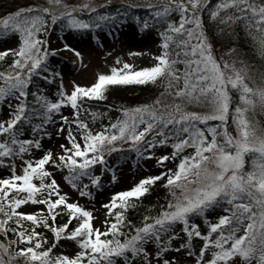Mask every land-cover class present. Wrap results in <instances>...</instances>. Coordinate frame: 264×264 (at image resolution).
Instances as JSON below:
<instances>
[{
    "label": "snow or ice",
    "instance_id": "obj_1",
    "mask_svg": "<svg viewBox=\"0 0 264 264\" xmlns=\"http://www.w3.org/2000/svg\"><path fill=\"white\" fill-rule=\"evenodd\" d=\"M49 4L51 7L23 8L0 18V33L19 37L18 48L0 52V60L9 54L14 57L9 70L0 71V104L6 102L9 108L8 119L0 118V168L9 171L7 177L0 176V236L7 240L0 241V264H14L18 259L22 264H118V260L123 264H137L138 260L140 264H152L146 246L153 243L157 246V264H172L161 258L171 250L168 244L176 236L166 234L176 224L183 225L188 238L176 251L187 248L188 255L195 256V264H234L237 257L241 264H264V129L247 115L251 112L254 116L257 108L264 112V76L260 84L250 86L247 66L237 68L235 62L227 61L221 64L216 58L201 16L209 8V0H157L150 4L156 22L166 24L159 33L162 51L154 57L155 63L140 70L123 63L113 67L110 74L98 75L89 87L74 85L70 94L61 91L55 102L28 91L33 77L46 72L48 57L55 55L49 52L47 41L40 38L48 31L46 17H51L52 24L66 19L67 27L73 30L92 25L77 19L78 10L69 9L62 0H49ZM61 7L64 10L57 15L56 9ZM82 7L96 11L89 4ZM173 13L179 19L168 23ZM209 15L220 24L243 22L259 54L264 56V0H219ZM109 19L114 18L98 16L95 26ZM143 27H149L147 21ZM158 82L164 88L160 98L151 105L124 110L121 118L100 132L93 134L89 125L80 120L81 110L86 111L83 101L104 100L110 86ZM233 90L238 93L239 104L230 112ZM29 95L33 97L31 103ZM165 97L168 103L163 102ZM190 104L207 111H187L185 106ZM63 107L75 111L71 121L68 116H60L59 131H65L63 125L74 124L78 132L74 134L68 127L67 144L60 145L63 154L54 157L47 151L34 158V150L42 146L40 133L48 135L46 126L55 122L54 116ZM229 118L235 125V136L228 131ZM210 121L219 123L200 127ZM141 125L144 127L139 130ZM26 130L33 134L31 139L25 136ZM169 140L175 141L171 144L173 151L157 158V164L164 166L178 159L176 168H167L159 175L141 179L129 190L113 194L110 202L102 206L109 216H114V222H105L104 231L93 226L92 212L69 202L66 193L61 194L53 172L46 168L51 165L58 171L67 169L64 180L86 197L91 195L87 191L89 184L82 181L87 178L92 186L99 187L101 177L94 176L91 169L105 164V153L116 151L117 141L131 142L137 152L142 156L148 153L147 159H152L151 150L167 145ZM187 149L193 151L185 154ZM246 156L251 157L250 171L244 169ZM17 160L21 174L16 171ZM165 179L164 187L172 197L167 209L151 223L145 217L146 222L135 228L134 234L125 233V212L135 207L130 202L139 200L152 185ZM222 203L228 205L224 209L228 214L215 223L206 219L207 234H202L198 225L190 224L191 216H203ZM27 204L45 208L39 213L20 211ZM62 210L67 212L68 220L57 226ZM74 220L77 225L70 229ZM25 222H30L31 227H25ZM38 228L51 231L56 243L45 247L47 240ZM10 235L16 239H9ZM193 237L204 242L198 253L191 250ZM61 239L74 241L79 250L72 255L55 254ZM209 252L210 258L206 259Z\"/></svg>",
    "mask_w": 264,
    "mask_h": 264
},
{
    "label": "rangeland",
    "instance_id": "obj_2",
    "mask_svg": "<svg viewBox=\"0 0 264 264\" xmlns=\"http://www.w3.org/2000/svg\"><path fill=\"white\" fill-rule=\"evenodd\" d=\"M44 1V0H41ZM103 0H62V4L73 2L75 8H83L85 4H89L93 7L96 3ZM146 1L148 3L157 2V0H139ZM38 3V0H15L14 4L18 7H28L29 5ZM211 4H216L219 0H209ZM70 5V4H69ZM68 6V4L66 5ZM20 7V8H21ZM19 8V9H20ZM71 9V8H69ZM59 10H64L62 7ZM131 16L116 24H106V26L96 27L93 21L90 23L92 27L83 30H73L67 27L53 39L45 38L47 41V48L49 52H54L55 55H50L47 60V85L43 88L44 91H49L50 87L54 88V94L48 98L55 102L60 97V92L63 91L70 94L74 89V85L82 87H89L97 81V77L100 74H110L113 67L119 68L123 63H129L134 66V70H140L145 67H150L155 63L154 57L161 54L162 49L160 48L159 35L153 31L150 27L145 29L138 25V22ZM96 21V20H95ZM103 24V23H102ZM19 46L18 34H4L0 33V52H4L8 49H16ZM79 53V56L77 55ZM222 60L221 56H219ZM119 60L120 64L116 61ZM9 68V66H8ZM9 70V69H8ZM141 85H130V86H110L106 92V98L104 100H84L83 105L85 110H81L80 120L84 121L89 125V129L95 134L96 132L102 131L100 129V121L106 120L107 116H99V118H91L90 121L86 119L88 110L85 107L90 102L95 103L97 107V113L100 112L104 106V102L118 101V103H125L124 99H130L139 89ZM120 101V102H119ZM101 103V104H100ZM112 105V104H111ZM114 108L109 110V116L121 118V112L118 115L117 111L119 105H112ZM121 106V105H120ZM118 107V108H116ZM9 108L6 102L0 104V118L7 120L9 117ZM73 110L70 107H63L59 114L54 116V123L46 126L48 135L40 133L41 138V149L34 150V158H39L44 152L51 151L53 156H59L63 154L60 145L67 144L65 137L67 136V129L70 126L73 133L76 134L78 130L74 124L63 125L65 131L61 133L59 128L62 126L60 116H68L71 121L73 117ZM198 112V111H194ZM98 121V122H97ZM39 123V120L33 121ZM143 125L140 126L139 130L143 129ZM28 126H25L27 129ZM25 136L29 139L32 138L33 134L30 131H25ZM79 138V137H78ZM148 139H152L151 136ZM160 138L156 137L158 141ZM126 150L122 151L118 149L111 154L107 152L104 155L105 164H97L91 169L94 176H100L99 187H94L90 184V181L85 178L82 183L89 184L87 191L91 193L90 196L81 197L79 192L71 187L64 180V176L67 170L58 171L51 165H47V170L53 172L59 186L61 194H67L69 202H76L84 209L92 212L93 214V226L99 228L102 231L106 230L107 220L105 213L107 209L102 207L108 204L111 197L115 193L126 191L135 186L141 179L149 176L158 175L162 168L157 164V158L164 156V146H158L151 150L153 154L152 159H147L148 153L144 156L137 152L133 147H126ZM143 151V149H142ZM7 162V161H6ZM252 170V164L250 166ZM249 170V171H250ZM17 174L22 173L19 160L16 161ZM9 171L7 168H0V176L7 177ZM47 182V181H46ZM37 185L39 181H34ZM40 198V197H38ZM44 205H33L27 204L22 206L20 211L26 213H39L44 209ZM223 213L222 209L217 207L211 216H206L205 219L202 216H194L193 220L189 221L190 224H196L202 234H207V225L205 220L207 219L211 223H215L218 220L219 215ZM224 213L226 214L225 210ZM46 214V212H45ZM216 214H218L216 216ZM224 214V215H225ZM223 215V216H224ZM108 223V221H107ZM109 224V223H108ZM181 227V224H178ZM73 228V227H72ZM71 229V227H70ZM194 246L191 249L193 252L198 253L199 249L203 246V241L195 237ZM151 244L147 247L150 257L152 258V264H157L155 255L150 253ZM180 247H170V251L165 253L162 259H169L172 264H195V256H189L186 248L181 249L179 252L176 251ZM58 253L72 255L76 252V246L73 241L66 239L61 240V245L57 247ZM208 254H206V259ZM234 264H241L239 257L235 258Z\"/></svg>",
    "mask_w": 264,
    "mask_h": 264
},
{
    "label": "trees",
    "instance_id": "obj_3",
    "mask_svg": "<svg viewBox=\"0 0 264 264\" xmlns=\"http://www.w3.org/2000/svg\"><path fill=\"white\" fill-rule=\"evenodd\" d=\"M14 2L15 0H0V18L12 14L17 10L23 9L21 6L18 7L17 5H15ZM153 3L156 2L148 3L146 1H139V0H103L96 3L93 6L96 8L95 12L83 8H77L78 10L77 16H80L79 18L85 21H89L92 18H95V20L97 21L98 16H106V17L114 18L105 21H100L99 22L100 25L110 24V23H120L126 18L134 16L133 18L138 21V24L140 26H143L144 22L147 21L149 27H151L153 31H155L159 35L160 32H163L165 30L166 24L163 22L157 23L156 20L153 18V14L155 10L149 8V5ZM67 4H68L67 6L68 8H75L74 5H71L74 4L73 2ZM214 6L215 4H211L209 2V8L206 9L201 14L202 19L204 21V30L208 37L209 42L212 44L214 55L221 62V64L227 61L229 63L235 62V66L237 68L247 66L248 74L251 77V79L248 80L247 82L250 84V86H255V84H260L261 77L264 76V56H261L259 54L258 45L252 40V37L247 34V29L245 28L243 22H236L234 24L232 23L220 24L218 20L216 21L212 20L210 18L209 11ZM23 7L48 8L51 7V5L49 4V0H44V1L38 0V3L32 2V4L29 5L28 7L26 6ZM62 11L63 10H59V8H57L56 14L59 15L60 12ZM224 15L225 13L222 12L221 16ZM178 19H179L178 14L173 13L170 17L167 18V22L171 23ZM46 21H49L48 31L46 32L47 37L55 36L57 31L60 28H63V25L67 23L66 20H58L55 24H52L50 16L46 17ZM96 21L94 23H96ZM160 43H162L161 37H160ZM219 56H221L222 60H220ZM13 59L14 57L11 54H9L4 59L0 60V71L8 70L9 69L8 66L12 64ZM180 67L182 68L183 66L181 65ZM45 74H46L45 71H41L39 75L33 77V81L28 89L29 93L35 92L37 94H43L47 96V94L42 91L43 90L42 88L44 86V81L41 75H45ZM253 81L255 83H253ZM163 91H164L163 85L159 82L157 84L141 85V87L136 90V93L133 96H130L132 98L123 100L125 103H118V101L116 102L112 100L108 102H104L102 104L104 108L100 112H98V115L96 114L98 106H96L95 104L93 103L88 104V110L90 111V113H93L98 118L99 116H104V115L107 116L106 122L100 121L101 129L103 130L104 127L108 126L110 123L116 122L117 120V117L109 116V114L107 113L109 110L114 108V106L112 105L114 104L119 105V108L116 107L118 108L117 114L119 115L121 112L122 115L124 110L134 109L136 107H142L153 104V102L157 100V98H160V94ZM230 95H232L233 98V103L230 106V112H231L239 104V96L238 93H236L234 90L230 92ZM49 96H51L50 93ZM28 99L30 103L33 102V97L31 95H29ZM163 102L168 103L169 98L167 97L163 98ZM185 107L187 111H192V112L198 111V113H202L207 111V109L202 108L197 104H190V105H186ZM247 115L251 116L254 119V121L257 123L258 128L264 129V112H261L259 108H257L255 110L254 116L252 115L251 112L248 113ZM218 123H219L218 121H210L208 125H200V127L206 128V127L214 126ZM228 123H229L228 131L233 136H235L236 135L235 125L232 124L231 118H229ZM165 131L170 133L171 130H165ZM174 142H175L174 140H169L168 144L164 146L165 155H170L172 153L173 149L171 147V144ZM129 145L134 147L131 144V142L117 141L114 147L125 148L126 146ZM192 151H193L192 149H187L185 154L191 153ZM178 162H179L178 159L175 161H168L165 163V166H167V168H171L174 170ZM251 164H252L251 157L246 156L245 165H244L245 171L250 170ZM166 169L162 168L159 174H161ZM165 183H166V179L157 181L154 185H152L149 188V191L139 200H132L130 202L132 204H135V207H128L125 212V217H126L125 226L122 228V230L125 233L129 235L134 234V229L142 227L143 224L146 222L145 217H148L149 219L147 222L151 223L154 218H157L163 211L167 209V205L172 200V197L169 190L164 187ZM217 207L218 209L219 208L225 209L226 207H228V205L222 203L221 205L208 209L202 217L205 218L208 215L211 216V214L214 212L215 209H217ZM194 216L195 215L190 217V221L193 220ZM105 217L109 224L114 222V216H109L108 211L105 213ZM62 219L68 220L67 212L64 210H62L61 215H59L56 219L57 226L65 224L62 223ZM76 224L77 221L74 220L72 225H70V227L72 228ZM25 227L30 228L31 227L30 222H25ZM182 229H183L182 227H179L176 224L170 230V233L166 234V235L176 236V238L171 240V242L168 244L169 247L170 246L180 247L182 244H185L187 242L188 238ZM37 231L41 232L43 237L47 240V244L45 245V247H50L53 243H56L53 233L48 229L38 228ZM9 239H16V237L14 235H10ZM120 239L123 240L124 237H120ZM174 240L176 241L175 243ZM0 241L7 243V240L3 236H0ZM60 241L57 247L60 245ZM193 241L194 239H192L191 241V246H193ZM74 244L76 246V252H77L79 250L78 245L75 242ZM26 246L27 245H20V247H26ZM151 250L153 251L154 254L157 251V246L154 243L152 244ZM54 252L55 254H58L57 248L54 250ZM14 264H22V260L18 259L17 261L14 262ZM118 264H123L122 260H118ZM137 264H140L139 260L137 261ZM253 264H255V261H253Z\"/></svg>",
    "mask_w": 264,
    "mask_h": 264
}]
</instances>
